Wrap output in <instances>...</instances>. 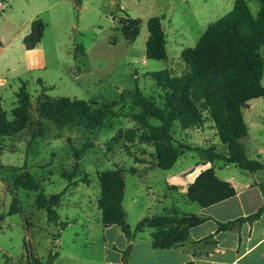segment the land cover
Segmentation results:
<instances>
[{"label":"rangeland","instance_id":"obj_1","mask_svg":"<svg viewBox=\"0 0 264 264\" xmlns=\"http://www.w3.org/2000/svg\"><path fill=\"white\" fill-rule=\"evenodd\" d=\"M234 1L80 0L78 4L77 0H0L4 7L0 12V41L5 47L0 51V80H4L0 98L6 113L5 122L0 124L6 131L0 138V215L4 216L0 221V264H47L51 254L57 255L53 264H123L129 240L119 226L103 225L97 204L101 196L99 175L107 170L124 171L123 205L127 223L139 242V254L150 253L151 235L159 229L152 228L153 224L171 230L167 219L184 214L200 216L202 209V214H209L228 208L229 217L234 219L250 215L264 204V169L249 173L236 165L206 161L203 151L209 147L227 154L206 113L199 128L183 130L175 124L177 143L193 150L183 148L168 171L156 167L155 147L138 141L140 124L119 116L139 111L132 97L136 87L161 104L163 93L151 74L163 70L176 76L187 73L182 52L194 47L210 24L231 12ZM247 3L256 15L258 2ZM154 16L161 18L167 40V59L162 61L146 59L147 21ZM37 19L46 26L40 57L35 52L28 54L21 39L30 33V26L25 29L27 24ZM131 20L140 25L134 42L120 31L121 25ZM112 37L117 38L116 45L111 44ZM23 82L31 101L26 110L20 109L16 97ZM63 99L84 100L94 109L114 103L113 113L95 131L84 127L59 129L39 105ZM244 119L249 128V136L243 140L247 156L264 166V98L249 102ZM151 123L160 125L155 119ZM37 129L40 132L32 140ZM132 132L134 142L129 141ZM89 140L94 147L76 165L72 148H80ZM210 167L221 180L236 186L238 198L207 210L188 202L186 188L196 174ZM74 171L77 185L62 177V173ZM26 172L37 179L47 198L61 194L52 206L58 221H49L46 210L37 206L41 190L15 187L14 180ZM14 197L21 212L9 215ZM143 219V231L136 232ZM60 223H65L63 230ZM218 223L211 220L200 226L198 233L209 232ZM263 230L264 220L257 232ZM161 241L157 239V243Z\"/></svg>","mask_w":264,"mask_h":264},{"label":"trees","instance_id":"obj_2","mask_svg":"<svg viewBox=\"0 0 264 264\" xmlns=\"http://www.w3.org/2000/svg\"><path fill=\"white\" fill-rule=\"evenodd\" d=\"M256 1L259 4V10L254 15L246 0H235L231 12L210 24L196 45L182 52L181 58L189 70L187 73L176 76L169 70H163L151 74L163 93L161 104L146 97L137 87L132 92L139 111L135 114L119 116L131 118L140 124L142 132L137 139L140 143H149L155 147L157 168L171 170L177 163L183 148L193 150L177 143L173 133L175 124L179 123L183 130L199 128L205 122L204 113H206L213 121L217 135L227 149V154L217 152L215 147L205 149L203 152L207 162L218 161L227 166L236 165L249 173H257L264 169L259 160L250 159L247 156V149L243 142L249 136L244 111L248 108L250 101L264 98V56L262 54L264 0ZM79 2L80 0H77L78 4ZM45 28L42 20L37 19L31 23V31L23 39L27 50L35 49L41 43ZM147 29L149 36L146 42V59L166 60L167 40L161 18L157 16L149 18ZM120 31L127 40L134 42L140 33V25L136 23V20H131L130 24H122ZM111 44H117L116 37L111 38ZM26 85L27 83L23 82L16 93L22 110L31 106ZM39 107L41 112L46 114L59 129L84 127L87 131H95L100 129L113 113L114 103H105L94 109L92 103L84 100L63 99L55 103L46 102ZM152 119L160 121V125H153ZM5 120L6 113L0 98V124ZM5 132L0 128V138L5 136ZM39 132L40 130L37 129L33 133L32 140L36 139ZM134 134L132 132L129 141L134 142ZM93 147L94 142L89 140L80 148H72L77 161L76 165L81 156ZM124 148L129 154L131 153L127 145ZM136 162L144 163L140 159H136ZM134 170L131 169V172ZM62 177L69 183L78 184L73 181L76 177L75 171L62 173ZM84 181L89 182L88 179ZM99 182L101 196L97 204L101 211L103 225L119 226L128 238L129 245L122 261L123 264H129L134 235L127 223V214L123 205L126 188L124 171L116 168L101 172ZM14 185L28 191L41 190L36 200L37 206L39 209L46 210L49 221H58L59 215L52 210V206L58 203L61 194L47 198L42 193L41 184L29 172L16 178ZM236 195L237 191L232 183L221 180L216 175L214 167L202 170L186 190L188 202L202 208L217 205ZM19 212L21 210L18 200L14 197L8 214ZM263 215L264 204L248 216L225 223L219 222L216 234L234 231L246 223H257ZM3 218L4 216L0 215V221ZM167 220L171 230L161 228L160 224L152 225V228H159L151 235L154 249H169L184 243L190 228L201 226L210 219L194 214H184L181 218L173 217ZM145 222L146 219H143L137 224L136 232L143 231ZM64 227L65 223H60L61 230ZM172 228H176L177 231ZM158 238L162 239L160 243H157ZM30 258L32 259V255ZM56 258V254H51L47 264H53Z\"/></svg>","mask_w":264,"mask_h":264},{"label":"crops","instance_id":"obj_3","mask_svg":"<svg viewBox=\"0 0 264 264\" xmlns=\"http://www.w3.org/2000/svg\"><path fill=\"white\" fill-rule=\"evenodd\" d=\"M29 26L31 31V21L27 24L25 29ZM21 39L23 43L24 37H21ZM0 42V51H3L5 47L3 46V42ZM39 45L40 44L33 50L26 49L28 54L36 53L37 57H40L43 50ZM16 47L19 48V45ZM198 174L194 176L188 186L195 180ZM249 188H251V186ZM236 198H238V192L234 198L214 206H224V204ZM212 207L213 206L206 209L211 210ZM204 210L205 209H202L200 212V217H206L210 220L201 226L206 225L208 222H211V220L225 223L237 219H231L229 217L230 211L228 208H223L216 213L211 212L209 214H202ZM262 220H264V215L257 223H246L239 229L221 232L219 234H216L218 228L217 224L206 233H198L200 226L190 228L187 240L169 249H154L151 238L149 242V254H139V242H136L134 239L133 251L129 258V264H264V230L262 232H257V227ZM206 241H208V243L205 244ZM254 254H256L255 257H253ZM119 264H122V262H119Z\"/></svg>","mask_w":264,"mask_h":264},{"label":"built area","instance_id":"obj_4","mask_svg":"<svg viewBox=\"0 0 264 264\" xmlns=\"http://www.w3.org/2000/svg\"><path fill=\"white\" fill-rule=\"evenodd\" d=\"M3 8L4 7H1V4H0V12H3ZM3 83H4V80H0V85H3Z\"/></svg>","mask_w":264,"mask_h":264}]
</instances>
